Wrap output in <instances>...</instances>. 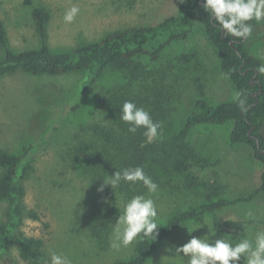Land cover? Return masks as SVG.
Masks as SVG:
<instances>
[{
  "label": "rangeland",
  "instance_id": "rangeland-1",
  "mask_svg": "<svg viewBox=\"0 0 264 264\" xmlns=\"http://www.w3.org/2000/svg\"><path fill=\"white\" fill-rule=\"evenodd\" d=\"M73 5L80 8V13L74 22L65 23L64 14ZM179 6L180 0H0V20L12 50L36 49L40 37L32 12L42 8L49 14L48 46L54 52H65L100 41L114 31L154 26L174 16ZM252 24V36L245 43L252 56L264 64V43L259 40L264 36V23ZM139 61L145 66L144 75L110 71L88 93L80 88L83 73L57 77L17 73L0 79V151L19 155L27 150L31 161L23 181L24 216L19 232L43 240L46 264L53 251L64 253L73 264H114L132 255L136 243L117 252L110 248L109 241L122 202L136 194H147L146 188L139 182L141 186L124 198L114 194L110 185L98 192L92 166L74 158V147L80 140L99 143L91 127L117 126V117L108 105L111 96L138 105L143 102L142 107L153 120L161 123V135L151 140L159 144L182 126L195 99L210 104L234 100L236 90L221 73L219 55L198 23L187 40L170 45L158 60L140 57ZM231 127L227 123L220 127L197 126L190 131L189 146L199 158L214 164L204 171L194 170L200 175L194 188H188L184 176L165 163L163 154L148 157L143 168L159 185L155 199L163 225L189 207L217 199L243 198L257 190L264 167L253 160L247 147L229 145ZM6 207L5 202L0 203V225L6 219ZM109 209L114 215L108 233L97 238L91 228L97 216ZM250 210L255 220L247 219ZM226 219L257 223L232 231L221 226ZM206 220L214 222L212 240L224 235L254 238L256 231L264 230L263 195L178 227L147 264H186V258L175 255V249L193 236H209L206 225L188 231ZM0 264H26L14 242L10 241L6 253L0 256Z\"/></svg>",
  "mask_w": 264,
  "mask_h": 264
},
{
  "label": "trees",
  "instance_id": "trees-1",
  "mask_svg": "<svg viewBox=\"0 0 264 264\" xmlns=\"http://www.w3.org/2000/svg\"><path fill=\"white\" fill-rule=\"evenodd\" d=\"M203 0H187L181 3L177 13L162 22L148 27L130 28L114 31L100 41L92 42L65 52H54L46 41L49 14L42 8L32 12V19L40 37V46L36 49L14 51L9 47L7 34L0 20V79L24 73L31 76L57 77L73 73H83L80 84L82 92L91 91L110 71L146 73L145 66L139 61L145 57L153 62L174 43L184 42L190 36L194 24L198 23L209 43L219 55L221 73L231 82L236 92L242 91L248 97L246 110H241L235 100L210 104L204 99H195L192 110L187 114L182 126L172 134L169 140L161 144L148 141L144 129L135 134L128 132V125L119 119L120 108L125 100L118 96L109 98V106L117 117V126L95 125L91 127L93 137L99 141L80 140L74 147V158L92 166L94 180L98 187L108 175L128 167H143L149 156L163 154L165 163L171 169L184 176L188 188L196 187L200 175L194 170L204 171L210 165L199 158L189 146L187 137L197 126L220 127L231 123L228 135L230 146L243 145L250 150L254 161L264 167V75L259 76L255 68L261 60L252 56L245 41L231 46V37L225 38L212 26L209 14L204 11ZM264 43V36L259 39ZM260 90V91H259ZM137 104V103H136ZM143 102L138 107H142ZM157 152V153H156ZM163 152V153H162ZM31 169L28 151L16 155L0 151V203H6V219L0 225V256H3L10 241L14 242L20 259L26 264H46L43 255V240L23 236L19 232L24 211L25 188L23 181ZM141 186L121 183L114 194L128 197L134 189ZM106 191V186L104 187ZM259 195L264 198V171L260 176L257 190L243 198L234 200L217 199L200 206H192L172 216L158 231L157 240H142L135 244L132 255L114 264H147L162 243L180 226L200 221L203 216L237 204L253 202ZM218 198L217 193H214ZM210 198V196H209ZM113 209L100 213L94 221L91 232L95 237L108 233L113 220ZM36 219L35 214H29ZM255 221H237L226 219L221 226L227 230H237Z\"/></svg>",
  "mask_w": 264,
  "mask_h": 264
},
{
  "label": "clouds",
  "instance_id": "clouds-1",
  "mask_svg": "<svg viewBox=\"0 0 264 264\" xmlns=\"http://www.w3.org/2000/svg\"><path fill=\"white\" fill-rule=\"evenodd\" d=\"M186 3L187 0H180ZM202 7L209 14V20L225 38L231 37V43L246 41L251 38L253 24L264 23V0H203ZM80 13V8L73 5L66 10L63 20L72 23ZM259 76L264 75V64L255 68ZM248 97L242 91H237L234 100L238 107L246 110ZM119 119L128 125V132L135 134L143 128L144 135L153 140L161 135V123L154 121L150 112L138 107L131 100H125L120 108ZM98 192L110 185L116 189L121 183L135 185L138 182L146 188L147 194H136L122 202V211L115 222L109 241V246L115 251L129 248L142 240L155 241L158 238L160 212L155 196L159 185L145 173L141 166L128 167L108 175ZM120 211V210H119ZM248 220H255V214L250 210L246 213ZM207 226L209 236L203 238L193 236L187 243L175 249V255L186 258V264H264V230L255 232L254 238L232 239L224 235L212 240L216 229L214 222L204 221L195 224L189 233ZM188 228V227H187ZM181 253L183 255H181ZM49 264H73V261L64 253L51 252Z\"/></svg>",
  "mask_w": 264,
  "mask_h": 264
},
{
  "label": "water",
  "instance_id": "water-1",
  "mask_svg": "<svg viewBox=\"0 0 264 264\" xmlns=\"http://www.w3.org/2000/svg\"><path fill=\"white\" fill-rule=\"evenodd\" d=\"M232 47H234V45L232 43H230ZM260 91V90H259Z\"/></svg>",
  "mask_w": 264,
  "mask_h": 264
},
{
  "label": "flooded vegetation",
  "instance_id": "flooded-vegetation-1",
  "mask_svg": "<svg viewBox=\"0 0 264 264\" xmlns=\"http://www.w3.org/2000/svg\"><path fill=\"white\" fill-rule=\"evenodd\" d=\"M231 43V42H230Z\"/></svg>",
  "mask_w": 264,
  "mask_h": 264
}]
</instances>
